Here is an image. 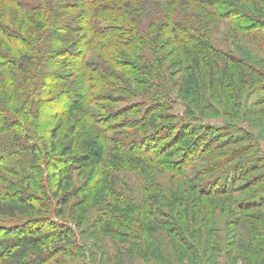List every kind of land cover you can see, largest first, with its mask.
<instances>
[{
  "label": "rangeland",
  "instance_id": "374dc122",
  "mask_svg": "<svg viewBox=\"0 0 264 264\" xmlns=\"http://www.w3.org/2000/svg\"><path fill=\"white\" fill-rule=\"evenodd\" d=\"M210 1L213 6L202 9L187 0H179L173 5L182 7L183 11L187 9L184 12L179 10L175 20L189 23L187 28L192 31V36L208 41L212 51L219 50L225 58L218 60L220 71H217L214 82L209 81V71L202 65L207 75L205 98L201 96L202 91L197 98L188 94L183 76L178 78L181 72L175 74L180 65H191L182 52L197 50L198 46L170 42L172 34H167L161 49L165 71L170 73L167 86L171 97L169 112L175 117L173 125L176 129L182 126L188 140H198L194 150L188 152L184 164L178 165V157L183 158L182 149L178 148L182 142L175 144L174 149L179 156H160L159 163L163 161L164 170L147 162L144 157L139 160L134 150L129 149L131 152L125 154L119 151L126 144L128 148L132 145L135 138L130 130H122L124 134H121L102 126L101 140L95 144L97 153L91 151L90 154L89 151L92 156L87 161L91 165L87 169L76 170L74 175L78 184L86 183L92 187L82 194L87 203L80 210L73 209V219L68 218L72 200L65 209L68 219L55 215V202L53 207L51 203L43 208L47 212L39 219L47 225L44 235H51V230L65 232L68 229L69 240L55 244L57 254L36 264H264V197L259 199L262 206L238 211L241 201L259 198L257 193H264V0ZM183 2L186 4H181ZM139 51L153 52L145 46ZM89 55L94 61L101 60L94 51ZM211 56L216 58L212 53ZM208 85L216 97L210 96ZM130 87H134L133 81ZM95 95L93 102L86 105L93 115L102 119L106 115H115L117 122L133 120L131 114L121 115L128 103L133 102L130 101L133 97L127 92L105 88ZM62 97L57 107L53 104L59 101L58 98L42 105L41 109L48 113L60 111L68 96ZM195 98L198 99L196 102ZM62 117L64 123L58 131L59 138L68 130L70 121L59 113L54 119L49 116L43 119V123L53 126ZM191 128L195 134L190 133ZM16 129L21 134L22 126ZM207 129L214 133L204 139L202 133ZM81 131L82 143L78 150L85 154L89 139L82 136L86 135L85 130ZM37 133L38 141L30 140L31 146L48 148V132L44 129ZM12 134L3 130L0 141L10 139ZM159 141L161 144L157 149L168 142L165 139ZM12 149L16 148H0L2 195L10 192L11 187L25 189L30 182L20 181L21 174L17 178L7 169L11 158L17 157ZM7 153L10 155L8 158L5 156ZM169 163L176 169L178 165L180 169L166 170L165 165ZM91 167L95 172H88ZM34 171L41 175L38 169ZM97 171L103 173L101 176H105L106 182H98ZM166 177L173 179L176 186L172 193H165L174 208L157 205L158 211L153 217L159 218V222L143 212L144 219L149 220L137 225L127 206L134 208L137 203L133 200L135 194L140 193V198L146 199L154 190V183ZM202 184L208 188H225L202 194L198 192ZM178 200H182V204ZM32 216L30 213L17 217L0 215V231L15 228L16 223L21 222L19 220L25 224ZM29 259L33 264V257Z\"/></svg>",
  "mask_w": 264,
  "mask_h": 264
},
{
  "label": "trees",
  "instance_id": "16d2710c",
  "mask_svg": "<svg viewBox=\"0 0 264 264\" xmlns=\"http://www.w3.org/2000/svg\"><path fill=\"white\" fill-rule=\"evenodd\" d=\"M177 1L0 0V133L3 130L13 133L10 139L0 141V148H16L12 150L17 157L11 158L7 169L17 178L21 174V179L18 178L20 181H30L25 189L11 187L10 192L0 194V215H34L32 221L29 218L27 223L22 224L23 220H19L21 222L16 223L15 228L0 231V264H31L30 257L34 259L33 264L45 262L57 254L55 244L69 240L68 229L65 232L61 228L60 231L51 230V235H44L47 225L39 218L47 212L43 208L51 203L53 207L54 202L55 215L58 218L66 217V205L72 200L68 218L73 219V209L80 210L87 203L82 194L92 187L86 183L78 184L74 175L76 170L87 169L91 165L87 160L92 156L91 151L97 153L95 144L101 140L102 126L121 134H124L122 130H130L135 138L132 145L128 148L126 144L119 151L125 154L131 152L129 149L134 150L139 160L144 157L147 162L162 169L164 164L163 161L159 163L160 156H179L177 149H174L175 144L182 142L178 148L182 149L180 153L183 158L178 157V165L185 162L183 160L188 152L194 150L198 140H188L182 126L176 129V125H173L175 117L169 112L171 97L167 84L170 73H166L163 64L162 40L167 34H172L170 42L198 46L197 50L191 52L178 49L182 55L186 54L191 65H180L175 73L181 72L178 78L183 76L188 94L196 98L200 91L202 98L206 96L203 92L206 90L207 75L202 65L209 71V81L214 82L217 71H220L218 60L225 58L219 50L212 51L208 41L192 36V31L187 28L189 23L175 20L179 10H182V7H173L178 4ZM187 1L200 9L213 6L210 0ZM187 33L189 35L185 36ZM142 46L153 52L147 54L139 51ZM90 51L96 52L101 60L94 61L89 55ZM211 53L216 56L215 59ZM136 77L146 80L139 81ZM132 81L133 88L130 87ZM105 88L120 89L133 97L130 99L133 102L121 111V115L134 116L132 121L117 122L115 115H106L105 121L87 109L86 105L96 98L95 93ZM208 90L211 97H216L211 85H208ZM62 96L68 98L60 111L48 113L41 109L56 98L59 101L53 105L57 107ZM196 98L195 102L198 100ZM58 113L70 121L68 130L61 138L58 131L64 123L63 117L53 126L43 123L44 117L54 119ZM18 126H22L21 134L16 129ZM44 129L48 132V148L31 146L30 140L38 141L37 132ZM81 130L86 133L82 136L89 139L87 154L78 150L82 143ZM189 131L195 134L193 128ZM137 132H141L140 135ZM212 132V129L204 131V139ZM40 139L43 141L44 137ZM163 139L169 143H163L157 149L161 144L159 140ZM156 140V146H153ZM8 153L5 154L7 158L10 156ZM100 155H103L102 152ZM35 164L37 167H34ZM178 165L177 169H180ZM165 166L166 170H177L170 163ZM34 169H38L41 175L35 174ZM93 170L91 167L88 172H95ZM102 174L101 171L96 172L99 183L106 182ZM172 180L160 178L159 182L154 183L150 195L146 194V199H141L140 193L134 195L136 206L127 207L137 225L149 220L144 219L143 212L156 217L157 205L172 207L165 195L176 188ZM199 188L198 192L211 194L225 187L208 188L202 184ZM61 191H64L63 195ZM257 197L241 201L238 211L262 206L259 199L264 197V193H257ZM180 201L178 203L182 204ZM155 220L159 222V218Z\"/></svg>",
  "mask_w": 264,
  "mask_h": 264
}]
</instances>
